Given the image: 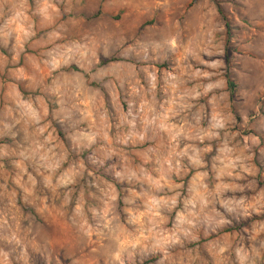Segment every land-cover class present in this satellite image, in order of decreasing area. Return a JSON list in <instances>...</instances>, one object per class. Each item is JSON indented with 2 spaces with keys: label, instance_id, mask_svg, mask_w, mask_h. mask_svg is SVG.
<instances>
[{
  "label": "clouds",
  "instance_id": "1",
  "mask_svg": "<svg viewBox=\"0 0 264 264\" xmlns=\"http://www.w3.org/2000/svg\"><path fill=\"white\" fill-rule=\"evenodd\" d=\"M181 3L0 0V264H55L53 213L71 264H264L258 140L237 130L214 11L156 16ZM232 8L264 51V0Z\"/></svg>",
  "mask_w": 264,
  "mask_h": 264
},
{
  "label": "rangeland",
  "instance_id": "2",
  "mask_svg": "<svg viewBox=\"0 0 264 264\" xmlns=\"http://www.w3.org/2000/svg\"><path fill=\"white\" fill-rule=\"evenodd\" d=\"M209 8L215 13L216 46L222 49V59L225 60L229 69L225 78L233 84V88L228 87L232 93L231 99L239 101V107L235 111L238 121L237 130L241 132L243 137L252 136L258 140V143L253 147V163L259 169L257 179L260 181V187L264 188V157H262L264 131H261V128H264V116H255L256 102L264 100V75H261V73H264V66H256L257 61L264 60V51H258L257 49L244 51L240 42L242 41L244 44L255 43L260 37L255 30L240 26V21L232 8V0H182L179 11L175 15L164 10H158L156 16L163 23L172 21L176 16H179L182 21L187 18L195 22V17L199 12L206 13ZM181 13H183L182 16ZM147 23L155 27L156 20L149 19ZM245 63L249 65L250 75H242L239 70ZM23 65L24 59L22 58L21 66ZM163 67L166 68L167 65ZM2 79L7 80V77ZM25 211L31 210L25 209ZM32 214L35 215L34 212ZM37 221L41 226L42 236L48 238L56 250L55 264H71V260L65 254L69 229L63 219L53 213L44 218L37 216ZM89 264H91V260H89ZM147 264H154V260L148 261Z\"/></svg>",
  "mask_w": 264,
  "mask_h": 264
},
{
  "label": "trees",
  "instance_id": "3",
  "mask_svg": "<svg viewBox=\"0 0 264 264\" xmlns=\"http://www.w3.org/2000/svg\"><path fill=\"white\" fill-rule=\"evenodd\" d=\"M228 87L229 88H233V84L231 82L228 81Z\"/></svg>",
  "mask_w": 264,
  "mask_h": 264
}]
</instances>
